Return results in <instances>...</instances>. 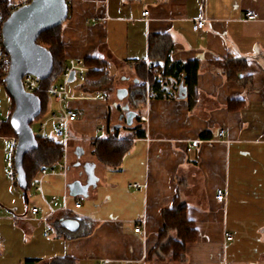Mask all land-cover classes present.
<instances>
[{
	"label": "crops",
	"instance_id": "0c3cea01",
	"mask_svg": "<svg viewBox=\"0 0 264 264\" xmlns=\"http://www.w3.org/2000/svg\"><path fill=\"white\" fill-rule=\"evenodd\" d=\"M23 1L8 0V5L12 9ZM66 2L68 15L60 32L65 65L69 60L98 58L105 62L111 80V67L119 66L129 67L135 79L136 65L160 62L153 65L161 66L162 49L169 45L172 61L199 63L194 102L189 105L179 92L182 83L167 82L162 95L146 88L145 102L138 108L140 115H147L146 122L140 120L143 135L131 138L129 151L115 168L95 159L93 142L107 138L113 129L119 138H130V125L120 134L121 127L110 123L107 111L106 135L98 136L102 128L97 126L94 136L87 138L91 156L81 160L85 139L78 138L77 157L69 164L65 150L73 138L70 131L86 120L71 108L78 118L68 124L62 159L42 167L57 173L41 177V168L29 181L38 177L35 190L42 194L44 188L48 199L42 196L40 205H22L0 195V264H23L27 258L48 264L63 257L75 264H148L162 228V211L175 199L186 205L187 218L197 231L179 264H264V0ZM250 10L257 13L256 19L246 18ZM143 11L148 12L145 18ZM196 18L204 21L199 31L193 29ZM225 59L245 60L246 68L236 78H228L221 67ZM81 78L80 98L110 83L87 88ZM48 97L37 123L58 112L46 110ZM12 111V100L0 83V119L5 121ZM134 119L133 126L138 124ZM6 139L0 135V187L4 188L1 166L6 164ZM78 160L94 163L98 181L87 197L69 199L67 184L85 179L76 167L73 178H68ZM7 188L11 190L9 183ZM219 188L225 193L222 203L214 199ZM32 207L38 209L35 215L30 213ZM66 218L78 221L75 230L60 224ZM140 220H144L142 229L135 232ZM225 232L233 239L226 240ZM72 235L77 237L67 238Z\"/></svg>",
	"mask_w": 264,
	"mask_h": 264
},
{
	"label": "trees",
	"instance_id": "16d2710c",
	"mask_svg": "<svg viewBox=\"0 0 264 264\" xmlns=\"http://www.w3.org/2000/svg\"><path fill=\"white\" fill-rule=\"evenodd\" d=\"M11 9L8 5V0H0V13L3 19L10 14ZM62 25V24H61ZM61 25L42 32L36 42L47 48L53 57V68L49 77L40 80L41 91L36 94L41 100V112L44 111L45 98L47 97L46 90L52 85L53 81L59 78L64 70L65 64L63 59V47L60 41ZM170 46H164L162 49V76L160 81L155 74L147 69L142 64L136 65V80L137 83L128 90L130 96V106L137 112L135 122L137 125H130L127 128L132 130L130 138H119L116 135L117 130L113 129L112 133L105 139H96L93 142V156L95 159L108 167H118L123 156L129 151L131 146V138L140 137L143 135V123L139 119L140 112L138 108L145 102L146 85L148 91L157 92L159 95L164 93V86L167 82L182 83L185 88V96L189 105L194 102L196 93V77L199 71V63L196 59L182 61H172L168 56ZM84 65L92 67V70L86 71L84 75L87 88H95L98 86H106L111 78L108 76L105 62L98 58H91L84 61ZM9 62L0 61V83L4 85V78L8 70ZM159 66V65H157ZM159 66V67H161ZM223 72L228 78H236V75L245 70L246 62L242 59H225L221 62ZM5 86V85H4ZM11 98V97H10ZM12 100V98H11ZM14 102L12 100V110ZM10 116L2 121L0 127V135L3 137H11L15 135L10 126ZM32 121L30 122L31 125ZM113 127L110 126L109 130ZM37 140V147L27 152L23 157V168L26 174V188L29 187L30 179L36 175L42 167L54 165L62 159L63 144L57 140H43L38 135L34 134ZM15 186H18L15 184ZM59 229H62L59 222L56 223ZM197 231L191 220L186 215V205L175 199L173 205L162 211V228L158 232L156 245L149 251L147 263H165L179 264L184 257L187 244L196 240ZM38 259L27 258L23 264H34ZM48 264H75L74 260L69 257L56 258Z\"/></svg>",
	"mask_w": 264,
	"mask_h": 264
},
{
	"label": "water",
	"instance_id": "95a60500",
	"mask_svg": "<svg viewBox=\"0 0 264 264\" xmlns=\"http://www.w3.org/2000/svg\"><path fill=\"white\" fill-rule=\"evenodd\" d=\"M68 5L66 0H30L18 5L2 23L3 47L9 55V66L4 78L8 95L14 102L10 115V126L17 136V146L14 155V165L17 174V185L26 188V174L23 168L24 155L37 147V140L30 122L41 112V100L37 94L26 92L21 84L24 75L30 74L43 80L50 76L53 68V57L50 51L36 42L38 36L49 29L61 25L67 18ZM160 64V62H153ZM73 73L69 81L73 80ZM137 83V80L134 79ZM179 92L185 96V88L179 87ZM128 95L127 89L117 91L118 98ZM122 117L127 125H131L137 112L127 104L122 109ZM116 127H120L117 125ZM81 167L79 176H85L84 181L74 179L67 184L68 195L71 197H87L88 189L95 187L98 178L94 173V163L78 162ZM60 224L68 230H75L78 221L61 219Z\"/></svg>",
	"mask_w": 264,
	"mask_h": 264
},
{
	"label": "rangeland",
	"instance_id": "374dc122",
	"mask_svg": "<svg viewBox=\"0 0 264 264\" xmlns=\"http://www.w3.org/2000/svg\"><path fill=\"white\" fill-rule=\"evenodd\" d=\"M110 73L112 74V80L110 81L108 87H106L104 90L100 92H96L92 94L88 98H80L81 92L79 91V86L83 82L82 78L77 76L74 80L67 82V88L70 93L71 98L67 99L63 103V108H73L76 110H79L81 113L85 116V122L81 123L77 126H74L71 129V134L73 135L72 140H69L67 142V148L65 150V156L67 158V162L70 164V162L73 160V158L77 157L74 153V148L77 145V139L78 138H84L85 140L82 141L83 145L86 147L82 155H80L81 160L87 159L91 156L90 150H91V143L88 141L87 138L94 136L95 128L101 127L102 132L98 134V136L103 137L106 135L105 133V127H106V113L109 111V121L110 123L120 125V134L125 133V126L127 125V121L125 117H122V109L125 105H129L130 102V96L126 95L123 98H118L117 91L119 89H128L130 88L134 83V78L132 77V70L127 66H119V67H111ZM61 78H57L53 81V85H58L61 82ZM104 94V99H99L98 96L100 94ZM73 96V97H72ZM49 109L52 110H60V107L58 103H56L52 98L48 97L47 103H46V110ZM41 115L39 114L37 117H35L32 120L31 128L33 132L36 134V131L38 129L37 127V119H39ZM122 125V126H121ZM38 135V134H37ZM92 136V137H93ZM79 158V159H80ZM81 161H76V163ZM6 164L3 163L1 166V174L3 167ZM81 168L79 166H71L70 171L68 172V178H73L72 174L75 172V168ZM81 170V169H80ZM79 172V171H78ZM77 172V173H78ZM3 176V174H2ZM85 176L83 175V178ZM5 184L9 183L11 190H8L7 184L6 187H0V195L1 198H6L7 200L16 201L19 204L27 205L31 203H35L37 205H40L43 201V197L48 199V194L46 193L45 189L43 188L42 194L35 190V187L38 184V177L33 179L29 183V187L25 190L20 188L19 186H13L9 179L6 176H3L2 178ZM73 180V179H72ZM25 196L26 199L29 201L25 203ZM70 199V196H68ZM72 198V197H71ZM84 199V198H83ZM53 236H49L51 238ZM76 235H72L70 238H75ZM155 264H172L171 262H165V263H155Z\"/></svg>",
	"mask_w": 264,
	"mask_h": 264
},
{
	"label": "built area",
	"instance_id": "2783aa9c",
	"mask_svg": "<svg viewBox=\"0 0 264 264\" xmlns=\"http://www.w3.org/2000/svg\"><path fill=\"white\" fill-rule=\"evenodd\" d=\"M30 0H24L21 4H26ZM18 4V5H21ZM18 5H14L12 9H15ZM142 17H146L148 15L147 11H143L141 13ZM246 18L248 20H254L257 18V13L254 11H247L246 12ZM4 19L2 14L0 13V61L2 62H9V55L5 48L3 47V38H2V23ZM204 21L203 19L196 18L193 22V29L195 31H199L203 27ZM147 69L151 70L156 78L160 81L163 80L162 76V66H156V65H149V63H146ZM87 67L84 65L83 60H69L65 67L63 72L60 75L61 82L58 85L50 86L46 92L47 95L52 98L56 103L62 104L64 101L69 99V93L67 89V82L69 81V77L71 73H73L74 76H84ZM21 84L26 92L34 93L36 94L38 91H41V85H40V79L34 75H24L21 79ZM146 88L147 85H146ZM103 96H101L102 98ZM78 118V113L71 109V108H60L58 112H53L48 115V117L42 119L37 123V134L39 137H41L43 140H58L61 141L63 144L66 143V141L69 139L68 134V124L74 122ZM139 119L143 122L147 121V115H139ZM50 122V124H49ZM2 125V120L0 119V127ZM219 136H223V130H219L218 132ZM8 146L5 149L6 154V166L3 168L4 174L7 176V178L12 182V184H16L17 181V174L16 169L14 165V155L16 151L17 146V136L13 135L11 137H8L7 139ZM190 149V148H188ZM57 171L54 168H42L40 171L41 177L49 174H56ZM134 186H139L138 184H134ZM40 191V187L38 186L36 188ZM225 198V193L223 189L219 188L215 191L214 199L218 203H222ZM52 203V200L49 201V204ZM80 202L76 201L75 206L79 207ZM38 209L36 207H32L30 213L32 215H35L37 213ZM144 224V220H140L136 223L134 230L135 232H140L142 229V225ZM48 229L46 228L44 230V235H47ZM224 237L226 240L230 241L233 239V236L229 232L224 233Z\"/></svg>",
	"mask_w": 264,
	"mask_h": 264
}]
</instances>
